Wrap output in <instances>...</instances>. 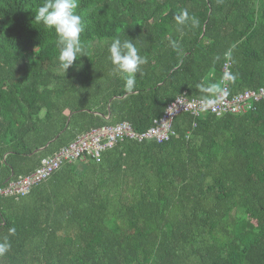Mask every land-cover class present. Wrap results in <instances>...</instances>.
Returning <instances> with one entry per match:
<instances>
[{
    "label": "trees",
    "instance_id": "obj_1",
    "mask_svg": "<svg viewBox=\"0 0 264 264\" xmlns=\"http://www.w3.org/2000/svg\"><path fill=\"white\" fill-rule=\"evenodd\" d=\"M42 3L0 0V185L93 128L143 133L178 96L212 97L228 61L232 94L264 88V0H78L86 55L66 73L55 31L35 21ZM115 38L147 58L131 90L109 58ZM255 105L183 114L170 141L125 139L101 163H66L26 195L0 196L11 242L0 264H264Z\"/></svg>",
    "mask_w": 264,
    "mask_h": 264
},
{
    "label": "built area",
    "instance_id": "obj_2",
    "mask_svg": "<svg viewBox=\"0 0 264 264\" xmlns=\"http://www.w3.org/2000/svg\"><path fill=\"white\" fill-rule=\"evenodd\" d=\"M231 66L232 62L228 61L224 68L225 78L222 88L211 97L213 102L205 103L202 98L190 97L187 94L180 95L167 106L164 114L155 120L154 126L143 133L135 131L132 124L126 121L93 128L54 154L44 157L41 165L31 175L10 180L4 186L0 185V196L26 195L34 185L51 178L66 163L89 158L101 163L103 155L125 139H137L140 142L154 140L158 143L170 141L177 135L174 122L183 114H191L195 117L211 114L222 117L228 114L246 113L254 109L257 102L264 100V88L232 94L229 80Z\"/></svg>",
    "mask_w": 264,
    "mask_h": 264
},
{
    "label": "clouds",
    "instance_id": "obj_3",
    "mask_svg": "<svg viewBox=\"0 0 264 264\" xmlns=\"http://www.w3.org/2000/svg\"><path fill=\"white\" fill-rule=\"evenodd\" d=\"M78 0H43L35 12V21L48 29H53L58 37L59 67L65 73L81 57L86 55L85 45L81 40L84 25L81 16L77 13ZM187 10L181 14V19L188 17ZM196 21L193 20V23ZM136 41L131 39L115 38L109 48V58L115 73L124 79L125 87L131 90L136 83L137 73L142 74V66L147 58L139 54ZM216 89H208L214 91ZM205 103L213 102V98L204 97ZM15 227L9 228V236L14 235ZM11 248L8 237L0 240V255L6 254Z\"/></svg>",
    "mask_w": 264,
    "mask_h": 264
},
{
    "label": "rangeland",
    "instance_id": "obj_4",
    "mask_svg": "<svg viewBox=\"0 0 264 264\" xmlns=\"http://www.w3.org/2000/svg\"><path fill=\"white\" fill-rule=\"evenodd\" d=\"M209 81L210 82H215L214 80H209ZM213 86L216 87L217 89H219L220 88V83L214 84Z\"/></svg>",
    "mask_w": 264,
    "mask_h": 264
},
{
    "label": "water",
    "instance_id": "obj_5",
    "mask_svg": "<svg viewBox=\"0 0 264 264\" xmlns=\"http://www.w3.org/2000/svg\"><path fill=\"white\" fill-rule=\"evenodd\" d=\"M51 143V142H50ZM50 143L49 144H47L44 148H42V149H40V151H42V150H44V149H46L49 145H50Z\"/></svg>",
    "mask_w": 264,
    "mask_h": 264
}]
</instances>
